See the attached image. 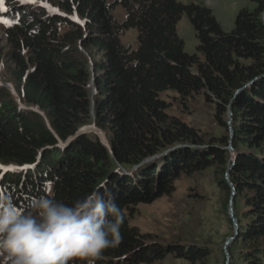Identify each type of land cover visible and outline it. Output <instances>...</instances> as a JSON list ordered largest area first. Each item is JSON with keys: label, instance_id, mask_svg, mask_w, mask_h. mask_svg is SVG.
Returning <instances> with one entry per match:
<instances>
[{"label": "trees", "instance_id": "16d2710c", "mask_svg": "<svg viewBox=\"0 0 264 264\" xmlns=\"http://www.w3.org/2000/svg\"><path fill=\"white\" fill-rule=\"evenodd\" d=\"M37 1L4 0L0 11L11 22L4 33L16 91L0 82V191L21 210L40 195L72 203L95 187L110 192L123 212V239L95 264H154L172 255L204 262L209 249L162 246L129 218L139 204L171 195L183 175L213 169L238 220L231 264H264V0H249L253 8H242L231 30L196 2ZM119 3L122 22L113 15ZM184 15L199 41L194 54L179 35ZM130 28L138 30L137 48L121 40ZM200 97L215 105L225 135L209 137L182 118ZM93 124L104 139L84 131ZM230 143L234 161L222 147Z\"/></svg>", "mask_w": 264, "mask_h": 264}, {"label": "rangeland", "instance_id": "374dc122", "mask_svg": "<svg viewBox=\"0 0 264 264\" xmlns=\"http://www.w3.org/2000/svg\"><path fill=\"white\" fill-rule=\"evenodd\" d=\"M114 1L116 0H108L110 3ZM178 1L185 4L192 2L206 4L213 10L217 20L226 30L235 27L237 14L242 8H253V3L249 0ZM4 7L5 2L3 1ZM113 15L117 21L122 22L127 17V10L119 3L115 6ZM4 21L5 18L0 16V49L5 58V60L0 59V81L5 85H12L10 89L15 91L14 65L6 56L11 49L4 33V29L8 28L11 23L6 24ZM178 29L179 35L185 42V51L189 54L196 53L199 41L195 28L187 15L180 20ZM121 40L125 45L137 48L139 46L137 28H130L124 32ZM173 94L174 92L165 93L164 97H172ZM179 106L176 102L171 112L180 113ZM215 113V105L206 103L200 97L195 101H190L189 107H185L181 116L209 137L225 135V129L216 120ZM231 146L230 143L222 147L228 150L230 160L234 161L235 151ZM8 168L12 169V167H6ZM224 198L225 192L218 186L214 170L207 169L191 176L183 175L176 181L175 190L171 195L162 196L149 204H139L129 221L142 233L151 235L150 241L158 242L162 246L168 243H182L187 247H201L210 250V256L204 262H191L172 255L154 264H231L227 249L229 245L226 244L228 239L234 236L235 225L230 209L228 210L223 204ZM237 264H241V261L238 260Z\"/></svg>", "mask_w": 264, "mask_h": 264}, {"label": "clouds", "instance_id": "9594fccd", "mask_svg": "<svg viewBox=\"0 0 264 264\" xmlns=\"http://www.w3.org/2000/svg\"><path fill=\"white\" fill-rule=\"evenodd\" d=\"M123 219L100 187L72 203L40 195L23 210L0 191V264H69L73 258L95 264L104 249L119 246Z\"/></svg>", "mask_w": 264, "mask_h": 264}, {"label": "water", "instance_id": "95a60500", "mask_svg": "<svg viewBox=\"0 0 264 264\" xmlns=\"http://www.w3.org/2000/svg\"><path fill=\"white\" fill-rule=\"evenodd\" d=\"M252 83V82H251ZM6 86L7 87H13L12 85H9V84H6ZM232 116H233V110L231 109L230 110V112H229V124H230V130H231V136H233L234 135V130H233V128H232V126H231V124H232V121H233V118H232ZM89 130H94V131H96V132H100V129L96 126V125H94V126H89V127H87V128H85V130L84 131H89ZM101 133V132H100ZM101 135H102V138L104 139V136H103V134L101 133ZM231 148L233 149V147L231 146ZM165 153H167V152H165ZM152 159V158H151ZM151 159H149V160H151ZM149 160H147V161H149ZM231 184H232V187H233V196H232V198H234V196H235V194H236V186L231 182ZM230 214H231V216H232V218H233V220H234V225H235V234H234V236H232V237H230L229 239H228V241H227V244L226 245H229L234 239H235V237H236V235L238 234V220H237V218L234 216V208H233V202H232V200H231V202H230Z\"/></svg>", "mask_w": 264, "mask_h": 264}, {"label": "snow or ice", "instance_id": "6c2138e0", "mask_svg": "<svg viewBox=\"0 0 264 264\" xmlns=\"http://www.w3.org/2000/svg\"><path fill=\"white\" fill-rule=\"evenodd\" d=\"M0 11H7V9L3 8V0H0ZM4 23L10 24V21L5 20ZM31 167V166H30Z\"/></svg>", "mask_w": 264, "mask_h": 264}]
</instances>
